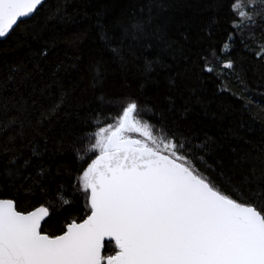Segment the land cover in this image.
Masks as SVG:
<instances>
[{
	"label": "snow or ice",
	"instance_id": "1",
	"mask_svg": "<svg viewBox=\"0 0 264 264\" xmlns=\"http://www.w3.org/2000/svg\"><path fill=\"white\" fill-rule=\"evenodd\" d=\"M44 3L0 0V38H6L22 18L37 15ZM170 6V0H136L127 16L114 20L110 28L102 20L103 13H96L100 39L113 58L122 68L140 61L141 78L147 83H159L151 77L159 75L158 69L166 73L171 67L169 59H188L184 48L169 35L171 20H161ZM228 8L235 19L229 21L233 31L221 52L230 51L229 46L245 28L264 24V0H229ZM217 23L210 20L208 35ZM252 37L250 33L248 38ZM258 47L260 51L254 55L264 59V42ZM47 54L46 49L40 53L42 57ZM201 59L206 65L202 71L211 73L214 69L207 66V56ZM35 67L37 72L43 71L38 63ZM61 67L57 65L52 73L54 82ZM222 67L232 69L234 62L228 60ZM103 76V66L97 64L93 88L102 86ZM165 79L166 87L170 86L168 104L158 111L145 105L156 124L138 118L140 105L131 96L119 101L125 106L114 123L100 126L111 117H104L99 110L92 117L96 130L86 135L95 140L89 149L94 158L77 177L87 213L79 222L72 219L60 234L50 235L42 227L51 215L48 206L22 211L17 199L0 198V264H264V159L245 153L238 162L259 159V168L253 165L239 179L235 172L229 175L216 159L219 143L206 132L201 137L191 127H182L177 118L185 119L192 104L201 105L207 114V105L196 97V88H188L189 99L183 100L182 95H172L178 90L175 78ZM139 87L143 89L145 84ZM245 93L247 96L238 97L244 110L256 107L264 112V104L251 98V90L245 88ZM177 99L182 101L179 105ZM108 103L116 106L112 100ZM252 119L257 118L253 115ZM261 133L264 135V125ZM9 142L16 143V137ZM8 155L0 171L5 186L32 184L33 197L36 192L48 195L43 183L50 174L33 160L42 153L33 148L27 157ZM76 159L86 162L78 151ZM207 173L217 175L221 183ZM61 195L58 190L57 196ZM106 239L114 241V254H104Z\"/></svg>",
	"mask_w": 264,
	"mask_h": 264
},
{
	"label": "trees",
	"instance_id": "2",
	"mask_svg": "<svg viewBox=\"0 0 264 264\" xmlns=\"http://www.w3.org/2000/svg\"><path fill=\"white\" fill-rule=\"evenodd\" d=\"M135 2L45 0L37 15L20 21L5 39H0V171L10 158L8 153L27 157L35 148L42 155L33 158L34 164L43 165L45 173L50 174L43 183L48 195L36 192L33 197L32 184L21 187L18 183L12 188L0 180V198L17 199L18 210L22 211L41 204L48 206L51 215L42 227L50 235L60 234L67 222L72 219L79 222L87 214L77 177L94 158L89 149L95 140L86 133L96 130L91 119L97 110L104 117H111L104 119L100 126L114 123L125 106L119 101L131 96L140 105L138 118L156 124L145 105L158 111L168 104L170 86L166 87L165 76L175 78L178 90L172 91L174 97L182 95L183 100H188L187 89L195 87L196 97L207 105V114L201 105L192 104L185 119L177 118L182 127H191L201 137L206 132L219 143L216 159L222 161L229 175L235 172L239 179L253 165L259 168V159L238 162L245 153L264 159L261 156L264 112L256 107L245 111L238 98L247 96V88L253 93V100L264 104V96L258 95L264 93V59L254 55L260 51L258 45L264 42V24L245 28L229 46L230 51L221 52L228 33L233 31L229 21L235 19L229 13V0H170L171 6L161 20H171L169 35L184 48L188 59L178 58L175 62L169 59L171 67L166 73L158 69L159 75L154 73L151 77L159 83H147L141 78V62L122 68L100 39L101 30L97 26L96 13H103L102 20L110 28L114 20L127 16ZM218 3L224 7H217ZM213 18L218 23L208 35L207 25ZM45 49L47 57H42L40 53ZM204 56H207V66L214 69L211 73L202 71L206 66L201 59ZM228 60L234 62L232 69L222 67ZM37 63L42 72L36 71ZM97 64L103 66L104 76L102 86L93 88ZM57 65L62 66L56 76L58 83L52 77ZM142 83L143 89L139 87ZM109 100L116 106L110 105ZM181 102L177 99L178 105ZM11 137H16V143L9 142ZM77 151L86 158L85 163L76 159ZM208 162L212 164L213 159ZM207 175L217 184L221 183L214 173ZM58 190L62 193L60 197ZM64 200L69 203H63ZM114 250V241L105 243V255L114 254Z\"/></svg>",
	"mask_w": 264,
	"mask_h": 264
},
{
	"label": "water",
	"instance_id": "3",
	"mask_svg": "<svg viewBox=\"0 0 264 264\" xmlns=\"http://www.w3.org/2000/svg\"><path fill=\"white\" fill-rule=\"evenodd\" d=\"M25 19H28V18H22L21 21H22V20H25ZM18 23H19V22H18ZM15 27H16V26H15ZM15 27H14V28H15ZM0 39H5V38H0ZM34 209H35V208H34ZM34 209H32V210H34ZM32 210H30V211H32ZM49 210H50V209H49ZM46 219H47V218H46ZM43 223H44V222H42V225H43ZM106 242H109V241L106 239V240H105V243H106Z\"/></svg>",
	"mask_w": 264,
	"mask_h": 264
}]
</instances>
